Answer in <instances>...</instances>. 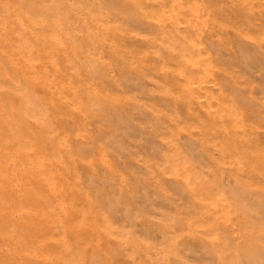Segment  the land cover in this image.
Here are the masks:
<instances>
[{
  "label": "rangeland",
  "instance_id": "obj_1",
  "mask_svg": "<svg viewBox=\"0 0 264 264\" xmlns=\"http://www.w3.org/2000/svg\"><path fill=\"white\" fill-rule=\"evenodd\" d=\"M255 1L0 0V264H264Z\"/></svg>",
  "mask_w": 264,
  "mask_h": 264
},
{
  "label": "bare ground",
  "instance_id": "obj_2",
  "mask_svg": "<svg viewBox=\"0 0 264 264\" xmlns=\"http://www.w3.org/2000/svg\"><path fill=\"white\" fill-rule=\"evenodd\" d=\"M256 1H257V0H256ZM256 1H255V2H256ZM257 2H259V1H257ZM176 16H177V15H176ZM176 18H179V16H177ZM163 31H164V30H159V33L163 35V34H164ZM172 35H173V34H171L170 37H171ZM164 36L166 37V36H168V35H165V34H164ZM168 37H169V36H168ZM207 87H208V86H207ZM209 88H211V87L209 86ZM197 90L199 91L198 93H201V94H205L206 92H208L206 87L202 88L201 86H200ZM210 91H211V90H210Z\"/></svg>",
  "mask_w": 264,
  "mask_h": 264
}]
</instances>
